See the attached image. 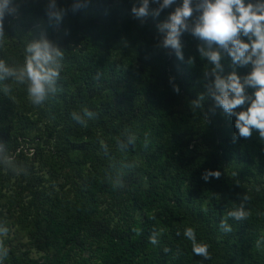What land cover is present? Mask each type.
I'll use <instances>...</instances> for the list:
<instances>
[{
    "label": "trees",
    "instance_id": "trees-1",
    "mask_svg": "<svg viewBox=\"0 0 264 264\" xmlns=\"http://www.w3.org/2000/svg\"><path fill=\"white\" fill-rule=\"evenodd\" d=\"M199 2L192 0L193 8ZM162 3L148 0L147 14L137 16L133 8L144 0H0V57L11 54V44L26 64L33 55L26 49L42 41L61 54L51 53L58 76L45 85L44 101L23 102L33 120L6 125L0 151L19 148L4 168L20 164L17 158L30 148V161L40 156L52 174L65 172L69 194L49 200L28 232L34 249L53 252L37 264H264L256 234L264 225V139L255 129L240 137L236 117L210 95L216 75L235 72L243 84L253 65L233 64L227 51L207 48L190 31L178 37L180 56L164 47L168 30L161 26L183 0L156 15ZM198 15L194 11L190 26ZM122 40L129 49L113 54L111 44ZM201 47L220 53V69ZM254 91L245 88L249 96ZM217 171L219 178L204 179ZM104 198L121 203L116 221H95ZM239 211L246 216L229 215ZM193 239L208 245V258L194 254ZM34 263L13 249L0 260Z\"/></svg>",
    "mask_w": 264,
    "mask_h": 264
},
{
    "label": "clouds",
    "instance_id": "clouds-1",
    "mask_svg": "<svg viewBox=\"0 0 264 264\" xmlns=\"http://www.w3.org/2000/svg\"><path fill=\"white\" fill-rule=\"evenodd\" d=\"M154 2L159 3V0H154ZM173 3L174 0H163L156 15H159L160 10ZM147 6L148 0H144L143 6L139 9L133 8V12L137 16H145ZM194 11L199 15L190 26L188 21L193 17ZM0 16H2V12H0ZM164 29L168 30L167 37L163 42L164 47L171 46L177 49L178 56H180L178 37L182 31H190L193 36L204 41L207 48L211 49L212 45L216 44L227 51L233 64L244 66L249 62L252 63L253 69L244 78L243 84L235 72L230 73L226 78L216 75L215 90H210V95L214 99L216 107H220L228 115L236 117L235 128L240 137L250 138L252 130L255 129L259 132L261 139H264V3L255 5L248 3L246 5L244 0H200L193 8L192 0H183L182 5L170 14L168 22L161 26V31ZM2 35L3 29L2 23H0V36ZM241 35L247 36L251 43L242 42L239 38ZM252 36H255L256 39L252 40ZM249 49H251L250 53ZM26 51L33 53L26 60L24 69L31 82L27 89L28 97L32 105L39 106L46 96L45 85L51 84L53 78L58 76L57 70L51 63L53 60L51 53L55 52L57 56L61 54L51 49L47 41L33 43ZM199 51L215 64L216 69L221 68V55L218 51H206L204 47H201ZM246 53L249 54L246 56ZM253 57L256 59L253 60ZM0 69H3V61H0ZM5 71L7 70L5 69ZM246 87L255 89L251 96L246 94ZM245 104L248 105L246 110L234 111ZM72 118L80 123L75 113L72 114ZM235 138L234 135L233 142H235ZM210 175L219 178L221 173L219 171L208 172L204 175V179L207 180ZM229 215L239 220L244 218L246 213L239 211ZM220 227L225 232L232 230L224 221H221ZM186 234L193 237V230L187 229ZM150 242L156 243L154 239H151ZM207 249V244L197 246L193 239L194 254L208 258Z\"/></svg>",
    "mask_w": 264,
    "mask_h": 264
},
{
    "label": "rangeland",
    "instance_id": "rangeland-1",
    "mask_svg": "<svg viewBox=\"0 0 264 264\" xmlns=\"http://www.w3.org/2000/svg\"><path fill=\"white\" fill-rule=\"evenodd\" d=\"M117 1L112 0L113 4ZM16 34L22 35L20 30H16ZM9 47L11 54L5 57L13 62L9 64L4 56L0 57V61H3V69H0V151L2 145H5L6 125L14 120H33L30 112L24 113L22 109L23 102L30 99L28 93L24 95L25 89H28L26 84L30 82L24 71L26 64L20 59L22 53L14 51L11 44ZM110 49L116 54L129 48L126 41L122 40L113 42ZM18 150L19 148L15 152L8 151L0 155V158H4L0 160V260L4 251L13 249L37 264L42 258H51L53 252L49 247H44L43 251L34 249L29 242L28 232L34 230L35 221L48 210V201L63 199L69 194V188L64 182L65 172L56 170L52 174L51 169L41 164L40 156H35L33 161L29 160L32 152L30 148L24 150L25 158H17L20 164L16 166L13 163V169L4 168L10 158L18 156ZM44 153L40 152V155ZM120 204L111 198L101 199L95 221H105L108 218L116 221ZM256 234L263 241L262 248L258 249L264 251V225L257 227Z\"/></svg>",
    "mask_w": 264,
    "mask_h": 264
}]
</instances>
